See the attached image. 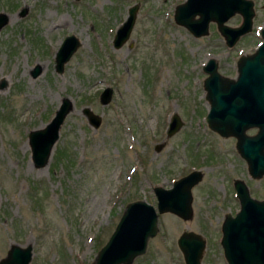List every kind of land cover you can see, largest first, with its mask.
I'll return each mask as SVG.
<instances>
[{
    "label": "rangeland",
    "instance_id": "obj_1",
    "mask_svg": "<svg viewBox=\"0 0 264 264\" xmlns=\"http://www.w3.org/2000/svg\"><path fill=\"white\" fill-rule=\"evenodd\" d=\"M183 1L0 0L8 17L0 28V259L10 244H29V264H92L127 203L155 208L154 186L168 188L197 169L192 218L159 214L156 235L130 264H184L176 246L182 231L204 239L201 264H227L219 240L224 217L238 210L231 179L264 199V175L251 178L234 141L207 127L202 65L212 58L220 75L234 79L237 58L261 40L264 0H251L250 31L232 47L213 22L201 37L175 24L174 7ZM132 5L129 37L114 48ZM240 21L234 14L226 24ZM68 35L80 44L58 73L54 55ZM104 88L110 98L101 103ZM65 97L73 107L48 162L34 167L28 132L47 123ZM85 107L100 117L98 127L88 124ZM173 113L181 126L166 136Z\"/></svg>",
    "mask_w": 264,
    "mask_h": 264
},
{
    "label": "water",
    "instance_id": "obj_2",
    "mask_svg": "<svg viewBox=\"0 0 264 264\" xmlns=\"http://www.w3.org/2000/svg\"><path fill=\"white\" fill-rule=\"evenodd\" d=\"M136 10V5L127 9L126 18L113 36L114 48L120 47L129 37ZM24 13V9L19 11V15ZM234 14L240 15L241 22L238 26L227 25L226 21ZM253 15L251 0H184L174 7L173 21L194 37L206 35L209 23L213 22L225 45L231 47L240 36L250 31ZM7 21V14L0 12V28ZM260 38L261 42L252 53L237 59L235 79L220 75L212 58L203 66L206 74L203 89L209 104L205 116L208 127L221 136L236 137V150L245 159L250 177L255 179L264 174V26L260 28ZM79 44L73 35L64 37L54 55L56 72L62 71L63 64ZM38 73V68L31 71L33 77ZM110 92L109 88L101 91V103L109 100ZM72 107L69 98H62L49 121L28 132L27 144L34 167H43L48 162L60 125ZM81 112L91 127H98V115L88 107ZM180 126V119L173 113L165 135H172ZM248 127H257V133L246 136L244 130ZM160 146L156 145L155 150ZM201 178V172L193 170L174 180L168 188L154 186L155 208L144 200L127 203L92 264H130L134 257L145 252L147 241L156 235L159 214L171 213L181 220H190L191 189ZM234 189L239 210L233 216L226 215L221 223L220 245L223 257L227 264H264V199L250 197L242 181L236 180ZM176 246L184 264H201L205 247L201 235L193 231H182L176 238ZM31 250L29 244H10L0 264H29Z\"/></svg>",
    "mask_w": 264,
    "mask_h": 264
},
{
    "label": "flooded vegetation",
    "instance_id": "obj_3",
    "mask_svg": "<svg viewBox=\"0 0 264 264\" xmlns=\"http://www.w3.org/2000/svg\"><path fill=\"white\" fill-rule=\"evenodd\" d=\"M202 69H203V65H202ZM205 77H206V75H205ZM230 78V77H229ZM231 79V78H230ZM204 80V79H203ZM202 87H203V82H202ZM204 118H205V116H204ZM205 122H206V120H205ZM206 124H207V122H206ZM207 127H208V124H207ZM209 128V127H208ZM210 129V128H209ZM211 130V129H210ZM248 130H252V132H250V133H247L246 131H248ZM211 131H213V130H211ZM257 131H258V128L257 127H248L247 129H245L244 130V134L246 135V136H253V135H255L256 133H257ZM214 133H216L215 131H213ZM216 134H218V133H216ZM218 136L219 137H222V138H226V139H232L233 141H234V147H235V144H236V137L235 136H233V135H226V136H221V135H219L218 134ZM235 151L237 152V155H236V159H241V160H243L244 162H245V164H246V169H247V173H248V175H249V172H248V166H247V163H246V161H245V159L239 154V152L236 150V147H235ZM264 175V174H263ZM262 175V176H263ZM250 176V175H249ZM252 178V177H251ZM253 179H255V178H253ZM236 180H238V179H235V178H233V179H231V187L233 188V190H234V197H236V192H235V189H234V183H235V181ZM239 181H241V180H239ZM247 191H248V189H247ZM248 194H249V191H248ZM249 196L250 197H252L250 194H249ZM253 198V197H252ZM236 199L238 200V198L236 197ZM254 199H256V198H254ZM257 200H261V199H257ZM238 209H239V201H238ZM235 214V213H234ZM233 214V215H234Z\"/></svg>",
    "mask_w": 264,
    "mask_h": 264
}]
</instances>
